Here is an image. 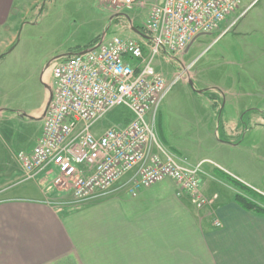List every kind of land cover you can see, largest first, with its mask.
<instances>
[{
  "label": "crops",
  "instance_id": "0c3cea01",
  "mask_svg": "<svg viewBox=\"0 0 264 264\" xmlns=\"http://www.w3.org/2000/svg\"><path fill=\"white\" fill-rule=\"evenodd\" d=\"M28 1L0 0V28L7 27L15 11H21V5ZM120 25H116L119 32L127 33L125 21ZM133 34L140 37L137 32ZM98 37L82 48L91 46ZM52 82L51 69L44 81L40 105L23 114L38 125L24 151L31 150L42 133ZM211 86L219 91L213 92V98L204 95L207 88L197 91L204 98L193 103L197 108L193 121L198 130L190 138L192 141L185 139L187 146L178 145L163 129L161 120L171 109L169 104L162 103L155 119L165 151L182 160L192 159L188 161L192 164L207 159L205 155L214 151L237 153L246 135L241 111L230 114L224 90ZM182 108L175 112L183 120ZM250 117L255 126L263 125L258 121L262 118L258 113ZM14 166L4 165L0 170V264H264V216L235 201L239 190L221 173L237 178L262 195L264 180L258 175L260 184H251L236 172L243 168L236 159L228 160L225 166H203L201 191L207 197L217 198L202 209L188 195L180 193L177 183L170 179L142 189L137 195L130 193L122 179L114 184L111 193L87 201L76 202L70 192L50 199L38 180H34L38 184L36 189H27L30 181H23L19 162ZM217 185L230 187L235 193H221Z\"/></svg>",
  "mask_w": 264,
  "mask_h": 264
},
{
  "label": "built area",
  "instance_id": "2783aa9c",
  "mask_svg": "<svg viewBox=\"0 0 264 264\" xmlns=\"http://www.w3.org/2000/svg\"><path fill=\"white\" fill-rule=\"evenodd\" d=\"M113 1L128 8L135 3ZM241 5L163 0L150 8L141 40L103 33L86 50L55 57L42 133L31 150L16 155L23 181L38 180L50 197L70 192L82 202L111 193L122 179L132 195L170 179L197 208L214 203L217 195L201 191L203 165L212 161L189 163L159 140L155 119L176 80L167 82L154 59L176 57L202 35L219 32L218 39L243 15ZM117 109L128 114L126 123L96 133V124Z\"/></svg>",
  "mask_w": 264,
  "mask_h": 264
},
{
  "label": "rangeland",
  "instance_id": "374dc122",
  "mask_svg": "<svg viewBox=\"0 0 264 264\" xmlns=\"http://www.w3.org/2000/svg\"><path fill=\"white\" fill-rule=\"evenodd\" d=\"M156 3L135 0L132 8H128L113 0H40L36 3L29 0L21 5V11L19 8L15 11L7 27L0 28V55L11 48L0 60V170L4 165L15 167L18 164L17 153L25 150V143L37 132V123L23 114L40 105L52 60L74 53L103 33L108 37L126 35L141 40L133 34V26L146 34L145 22ZM243 10L236 25L218 39L219 32L202 35L185 56H157L154 64L161 69L167 82L176 80L163 100L171 109L163 114L161 124L178 145L187 146L185 139L193 138L198 130L193 121L194 111H197L193 103L204 98L197 92L202 88L213 95L219 91L211 85L221 87L230 114L239 109L243 115L249 109L242 122L246 132L242 147L237 153L214 151L206 154L213 163L204 166L215 163L225 166L228 160L236 159L243 167L236 172L258 185L261 182L258 175L264 180V0H242L239 13ZM121 21H125L127 33L119 32L116 27L121 26ZM179 107H183L180 109L185 115L183 120L181 114L175 112ZM256 113L261 115L258 121L263 125L255 126L251 121L250 116ZM126 119L128 114L117 109L100 120L94 130L97 133L112 126L120 127ZM187 160L192 162V159ZM36 185L30 181L26 187L34 190ZM217 189L224 194L235 193L230 187L217 185ZM54 197L56 195L50 199ZM254 199L264 204L259 197Z\"/></svg>",
  "mask_w": 264,
  "mask_h": 264
},
{
  "label": "trees",
  "instance_id": "16d2710c",
  "mask_svg": "<svg viewBox=\"0 0 264 264\" xmlns=\"http://www.w3.org/2000/svg\"><path fill=\"white\" fill-rule=\"evenodd\" d=\"M134 28H137L138 26H133ZM89 45V44H88ZM86 45V46H88ZM85 46V47H86ZM11 50V48H10ZM10 50L8 52H10ZM4 53L0 56V60L4 58V56L8 53ZM205 89V95L209 96L210 98H213L214 96L209 93V91H206ZM249 112V109L245 111V113L242 115L241 120H245V116L247 115L246 113ZM127 120V119H126ZM228 181L230 180L237 188H239L243 193H237L234 197L235 201H237L244 209L254 212L258 215H263L264 216V204H261L260 202L256 201L254 197H259L260 200L264 203V195L259 194L256 192L252 187L246 185L245 183L239 181L238 179L226 174V173H221Z\"/></svg>",
  "mask_w": 264,
  "mask_h": 264
},
{
  "label": "water",
  "instance_id": "95a60500",
  "mask_svg": "<svg viewBox=\"0 0 264 264\" xmlns=\"http://www.w3.org/2000/svg\"><path fill=\"white\" fill-rule=\"evenodd\" d=\"M133 29H134L135 32H137L138 34L142 35L141 32H140L137 28H134V27H133ZM195 40H196V39H194V40L192 41V43H193ZM192 43H191V44H192ZM191 44H190V45H191ZM190 83L192 84L191 81H190ZM50 91H51V89H50ZM51 98H52V91L50 92V99H49V101L51 100Z\"/></svg>",
  "mask_w": 264,
  "mask_h": 264
}]
</instances>
